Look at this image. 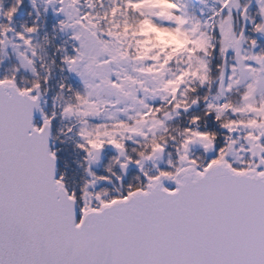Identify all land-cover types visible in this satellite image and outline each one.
<instances>
[{
	"label": "snow or ice",
	"instance_id": "6c2138e0",
	"mask_svg": "<svg viewBox=\"0 0 264 264\" xmlns=\"http://www.w3.org/2000/svg\"><path fill=\"white\" fill-rule=\"evenodd\" d=\"M24 3L0 6V50L24 49L0 66V264H264V0H46L72 42L51 64L83 86L49 110Z\"/></svg>",
	"mask_w": 264,
	"mask_h": 264
},
{
	"label": "trees",
	"instance_id": "16d2710c",
	"mask_svg": "<svg viewBox=\"0 0 264 264\" xmlns=\"http://www.w3.org/2000/svg\"><path fill=\"white\" fill-rule=\"evenodd\" d=\"M7 1V0H5ZM38 1L35 2V9L32 6L31 0H25L24 6L18 13L17 17L15 18L16 23V31L20 32L25 27L30 26L34 21L38 22L39 32L34 35L35 37V45H38V51H40V62L44 64V69L41 71H46L49 66L52 69V77L50 80L49 90L50 96L47 97L49 100L48 108L49 110L53 104V97H55V87L57 81L61 80L62 78H67L65 72H61L60 66L58 64L52 65L51 61L53 60V52L55 51L57 46L67 47L72 42L68 39V35H64L58 28L55 26L59 23L62 18H57L51 14H47L44 12V8L42 6L38 7ZM8 4L15 5V0H8ZM39 11V16L36 15V11ZM31 13V15H29ZM234 21H236V17H234ZM149 29H146V31ZM177 38H182L178 36ZM167 38H164L166 40ZM34 42V41H33ZM153 43H157V41H153ZM158 44V43H157ZM172 44V42H171ZM2 66L5 69V65L2 63ZM21 83L26 82V85H30L32 83V77L24 78L23 74H21ZM68 81V80H67ZM69 82V81H68ZM71 84V82H69ZM22 83V85H25ZM73 86V85H72ZM74 87V86H73ZM77 87V86H76ZM58 100V101H57ZM70 97L67 95L61 96L55 99L56 110L59 112L61 106L69 102ZM67 124V122H65ZM64 125V123H63ZM75 137L73 136L70 140L67 141L68 146L71 148L72 145L75 143Z\"/></svg>",
	"mask_w": 264,
	"mask_h": 264
},
{
	"label": "rangeland",
	"instance_id": "374dc122",
	"mask_svg": "<svg viewBox=\"0 0 264 264\" xmlns=\"http://www.w3.org/2000/svg\"><path fill=\"white\" fill-rule=\"evenodd\" d=\"M43 3L44 6H46V0H39ZM157 3L159 4H163L164 3V0H156ZM188 2H190V16H192L193 18H198L197 15H196V12L194 11H198L199 9V6L195 3L194 0H188ZM40 3V4H42ZM198 4H202L204 7L206 6L207 7V10H211L212 7H216L217 6V3H216V0H204L203 2L200 0L198 2ZM187 5V8L189 7V3L186 4ZM202 6V7H203ZM204 9V8H203ZM49 11L51 12L52 9L51 7H49ZM204 13L205 15L207 16L209 14L205 12V9H204ZM53 14L55 16H57L54 12ZM62 17V16H60ZM63 18V17H62ZM203 19V18H202ZM64 34L70 36L71 35V32H64ZM162 36V42L165 44V45H172L173 47H176V48H182L185 46V43H183L184 39L183 38H177L178 36L177 35H167V34H160ZM164 38H167L166 40H164ZM157 43H161V40H156ZM172 42V44H171ZM20 42L15 40V37L12 36V38L6 42V45L4 46L3 50L0 51V53L2 54L0 59L3 60V63L5 60L8 61V63H10L11 60L14 61V63H16V67H18V61H17V53L18 52H21V51H24L23 47H19L17 48L16 45L19 44ZM3 56V57H2ZM22 73H30L29 71H24ZM73 77H76L74 74H72ZM66 122V121H65ZM69 122L70 125H73V124H76V121L73 120V121H67Z\"/></svg>",
	"mask_w": 264,
	"mask_h": 264
},
{
	"label": "water",
	"instance_id": "95a60500",
	"mask_svg": "<svg viewBox=\"0 0 264 264\" xmlns=\"http://www.w3.org/2000/svg\"><path fill=\"white\" fill-rule=\"evenodd\" d=\"M36 117H40L39 113L34 114V120H35Z\"/></svg>",
	"mask_w": 264,
	"mask_h": 264
},
{
	"label": "flooded vegetation",
	"instance_id": "af4514ba",
	"mask_svg": "<svg viewBox=\"0 0 264 264\" xmlns=\"http://www.w3.org/2000/svg\"><path fill=\"white\" fill-rule=\"evenodd\" d=\"M253 4H254V0H253ZM253 10H255V6L253 7ZM256 12V11H255Z\"/></svg>",
	"mask_w": 264,
	"mask_h": 264
}]
</instances>
